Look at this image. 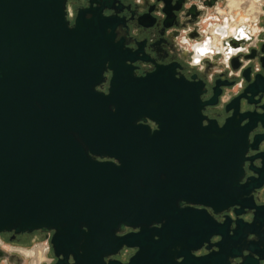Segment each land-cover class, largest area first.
I'll return each mask as SVG.
<instances>
[{"label": "water", "instance_id": "obj_1", "mask_svg": "<svg viewBox=\"0 0 264 264\" xmlns=\"http://www.w3.org/2000/svg\"><path fill=\"white\" fill-rule=\"evenodd\" d=\"M66 2L0 0V232L53 231L56 264H264V14L192 46L194 81L172 64L134 72L114 0L74 17ZM217 103L221 127L202 114ZM168 148H201L202 170L229 148L230 180L183 192Z\"/></svg>", "mask_w": 264, "mask_h": 264}, {"label": "flooded vegetation", "instance_id": "obj_2", "mask_svg": "<svg viewBox=\"0 0 264 264\" xmlns=\"http://www.w3.org/2000/svg\"><path fill=\"white\" fill-rule=\"evenodd\" d=\"M232 1H237L236 3L239 4H237L238 10L234 11V9L229 8L231 0H114L112 7L116 10L119 23L115 31V41L122 40L125 48L131 52L137 51V61L133 63V66L135 67L134 72L139 76L153 72L157 65L172 64L177 72L176 77L182 75L189 80L192 75H196L194 81H197L200 75L193 68L196 63L193 61L190 48L195 47L206 38H211L216 45L223 47L221 45V40L225 37L223 34L231 35L232 30L245 28V0ZM88 7V0H67V17L71 14L74 17L79 9H87ZM112 13L107 10L103 11L104 16H109ZM257 13L258 9L252 8L251 14L257 16ZM139 23L148 28H140L137 25ZM70 24H73V20ZM241 32L242 39H245V35H243L245 31L241 30ZM211 36H215L219 41L216 38L212 39ZM218 63L225 64L221 60L209 65L202 64L200 68L210 74L217 71L216 66ZM105 75L107 76V82L102 84V88L97 87L96 89L107 93L110 74ZM210 97L208 91L201 96V100L205 102ZM219 109L218 103L214 106H205L202 114L208 119L214 120L221 127L230 114H224ZM147 123L152 130L156 128L152 122L148 121ZM217 149L215 160L212 163L213 168L212 166H206L202 170L201 148H168L167 164L170 163L174 167L173 178L181 184L183 192L195 188L196 184L200 182L202 174L207 177H211L213 174L215 179H218L221 183H227L230 180L229 148ZM97 160L106 161V159L101 160L99 158ZM165 175L169 178L170 171L168 169ZM247 176L249 174L244 175L243 181ZM188 208H190L189 210L202 209L198 205L181 203L180 209L187 210ZM231 211L232 209H229L220 214H213V217L217 221L223 222L227 219L226 216L231 215ZM207 212L212 214L210 210ZM180 222L185 228L192 229L196 227V222H188V226H186V220L180 219ZM137 230L127 227L125 232H136ZM52 233L53 231L41 230L19 233L13 231L0 232V264H56L57 258L50 244ZM185 236L186 233L179 238H175L173 242L176 244L189 242L190 239L188 240V237ZM216 239L212 238L211 241H216ZM147 241L146 237L142 239L144 244ZM37 245H41L42 248L36 250ZM23 251H31V254ZM114 257L118 258L117 256ZM33 258L35 263L32 261Z\"/></svg>", "mask_w": 264, "mask_h": 264}, {"label": "bare ground", "instance_id": "obj_3", "mask_svg": "<svg viewBox=\"0 0 264 264\" xmlns=\"http://www.w3.org/2000/svg\"><path fill=\"white\" fill-rule=\"evenodd\" d=\"M230 1V0H229ZM244 1V0H243ZM237 2V1H236ZM236 2H234V1H232L231 0V3H230V9L232 10V9H234V11L238 8V6H237V4L238 3H236ZM241 2V1H240ZM239 2V3H240ZM245 15L246 16H249L250 17V20L251 21H256V18H258L257 16L263 11L260 7V4L258 3V0H245ZM239 5V4H238ZM241 6V5H240ZM252 8H255V9H258V13H257V16H254L255 14H251V11H252ZM226 9V8H225ZM230 12V11H229ZM254 13V12H253ZM223 16V15H222ZM221 17V16H220ZM231 17V16H230ZM229 20H230V18H229ZM258 20V19H257ZM232 21H233V19H232ZM244 21H247V20H244ZM225 24H226V22H225ZM232 24H233V22H232ZM240 24V23H239ZM250 24H252V23H250ZM234 25V24H233ZM227 26V25H226ZM239 26V25H238ZM252 26H250V28H251ZM221 28V27H220ZM218 29H219V27H218ZM215 30V29H214ZM252 31L254 32L255 31V29H254V27H252ZM226 33V32H225ZM213 34V33H212ZM221 34H222V32H221ZM220 34V35H221ZM244 34V33H243ZM212 37V39L213 38H216L215 36L213 37V36H211ZM211 39V38H210ZM217 39V38H216ZM215 42V41H214ZM221 50V49H220ZM38 246V245H37ZM39 248H42V246L40 245L39 247H37L36 248V250L37 249H39ZM35 250V251H36ZM23 252H25V251H23ZM25 253H29V254H31V251H29V252H25ZM44 253H45V250H44ZM28 258H30V257H28ZM32 260V259H31ZM46 260H47V258H46ZM34 263H35V261H34V258H33V260H32ZM43 261V260H42ZM46 262V261H45ZM31 263V262H30Z\"/></svg>", "mask_w": 264, "mask_h": 264}, {"label": "built area", "instance_id": "obj_4", "mask_svg": "<svg viewBox=\"0 0 264 264\" xmlns=\"http://www.w3.org/2000/svg\"><path fill=\"white\" fill-rule=\"evenodd\" d=\"M264 2V0H260L258 3L260 4V8L262 9V3ZM263 10V9H262ZM261 14H264V11H262L259 15H258V19H259V16L261 15ZM245 20H247V21H245V25H248V23H255V22H257V21H251L250 20V17L249 16H246L245 15ZM251 44V43H250Z\"/></svg>", "mask_w": 264, "mask_h": 264}, {"label": "crops", "instance_id": "obj_5", "mask_svg": "<svg viewBox=\"0 0 264 264\" xmlns=\"http://www.w3.org/2000/svg\"><path fill=\"white\" fill-rule=\"evenodd\" d=\"M245 9H246V8H245ZM262 9L264 10V2H263V7H262ZM257 17H258V16H257ZM257 19H258V18H256V21H257ZM254 21H255V20H254ZM251 44H252V43H251ZM251 44H250V45H251Z\"/></svg>", "mask_w": 264, "mask_h": 264}, {"label": "rangeland", "instance_id": "obj_6", "mask_svg": "<svg viewBox=\"0 0 264 264\" xmlns=\"http://www.w3.org/2000/svg\"><path fill=\"white\" fill-rule=\"evenodd\" d=\"M237 10H238V8H237ZM39 246H40V245H39ZM39 246H37V247H39ZM37 247H36V248H37Z\"/></svg>", "mask_w": 264, "mask_h": 264}]
</instances>
